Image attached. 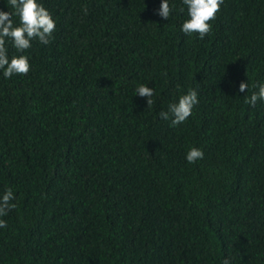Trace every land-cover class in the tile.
<instances>
[{
  "label": "trees",
  "instance_id": "trees-1",
  "mask_svg": "<svg viewBox=\"0 0 264 264\" xmlns=\"http://www.w3.org/2000/svg\"><path fill=\"white\" fill-rule=\"evenodd\" d=\"M43 3L49 43L0 74V193L17 205L0 264H264V102H245L264 83V0H224L202 39L181 0L169 19L160 0ZM190 88L185 122L159 117Z\"/></svg>",
  "mask_w": 264,
  "mask_h": 264
},
{
  "label": "clouds",
  "instance_id": "clouds-1",
  "mask_svg": "<svg viewBox=\"0 0 264 264\" xmlns=\"http://www.w3.org/2000/svg\"><path fill=\"white\" fill-rule=\"evenodd\" d=\"M182 11L186 9V19L180 25V30L186 35L198 34L202 39L211 30L210 21L214 20L224 0H181ZM8 11L0 9V74L7 79L14 75H25L31 69L29 56L25 50L29 49L33 40L48 44L52 33L56 29V21L50 11L44 6L43 0H5ZM175 8L170 0H160L156 14L162 19H169ZM9 45L18 55L9 54ZM248 82L241 81L236 91L244 93L248 90ZM134 94L146 98L147 105L153 103L154 90L139 84ZM264 102V83L256 86L250 96H245V102L255 106L257 102ZM198 103L195 89H188L176 95L167 105L166 111H161L159 117L170 121L172 126L179 125L191 115ZM203 151L197 147H190L185 154L188 163H195L203 158ZM12 188H6L0 193V217H4L11 209L17 207ZM6 227V221L0 218V228ZM222 264H231L225 257Z\"/></svg>",
  "mask_w": 264,
  "mask_h": 264
}]
</instances>
